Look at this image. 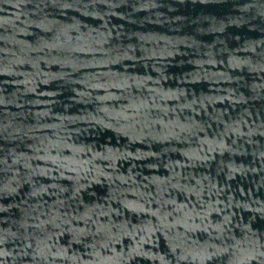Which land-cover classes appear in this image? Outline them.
Listing matches in <instances>:
<instances>
[{"label": "water", "instance_id": "95a60500", "mask_svg": "<svg viewBox=\"0 0 264 264\" xmlns=\"http://www.w3.org/2000/svg\"><path fill=\"white\" fill-rule=\"evenodd\" d=\"M0 264H264V0H0Z\"/></svg>", "mask_w": 264, "mask_h": 264}]
</instances>
